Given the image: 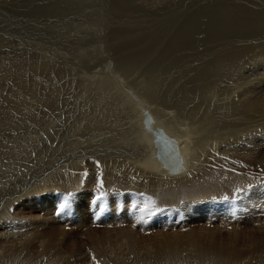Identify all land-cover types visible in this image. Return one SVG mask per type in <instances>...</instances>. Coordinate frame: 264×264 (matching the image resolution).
Wrapping results in <instances>:
<instances>
[{
	"label": "bare ground",
	"instance_id": "6f19581e",
	"mask_svg": "<svg viewBox=\"0 0 264 264\" xmlns=\"http://www.w3.org/2000/svg\"><path fill=\"white\" fill-rule=\"evenodd\" d=\"M53 1L56 3V12L60 14L63 10H68L76 22H79L76 27L80 31L74 34L73 45L76 47L70 49V45H67L69 58H64L72 59V62L61 60L51 50L48 52V49L43 54L52 60L44 55L42 61L34 62V57L30 59L32 55H19L24 52L21 50L29 49L23 41L18 45L13 42L20 39L0 36V54L4 55L0 56V71L6 73V78H10L13 88L17 90V97L21 98L15 97L16 100H13L19 105L15 111L22 115L18 124H21V119H25L26 108L33 106L36 101L41 102L37 95L43 92L50 94L46 97L49 99H52V94L55 95L57 101L54 103V113L60 112L61 116L65 114L66 117L60 120L62 126H59L60 121L50 120L42 126L41 136L44 133L48 142L46 140L40 147L43 150L40 154L33 155L36 158L32 164L27 162L6 166L11 169L14 166H33L26 168L25 172L31 173L34 178L37 171L33 169L42 167V161L51 165L43 171L40 178L36 175L37 179L27 181L25 188L0 205V264H264V73L259 79L238 68V57L250 48L238 47L231 50L229 34L231 24L233 28L245 31L244 36L253 35L258 40H264V12L251 11V8L244 6L245 3H235L240 0H227L226 4L223 3V9L229 11L228 18H225L228 31L222 38L215 40L218 42L215 49L217 46L220 49L211 50L214 40H208L210 48L205 51L207 56L204 64L207 65L206 68L214 69L210 74L212 79L220 78L219 83L215 82L214 85L213 82L214 88L221 91L225 89L226 92L222 93L226 96L235 92L240 98L237 105L236 101L229 105L232 112L237 109V113L225 118L211 113L210 108L215 102L202 98L201 91L197 92L192 88L187 90L184 85L183 97L172 95L168 82L177 78L182 82L187 79L183 78L186 62L181 63L175 59L176 56L166 53L168 56L164 60L148 65L154 60L159 46H149V43L158 41L169 33L170 26L180 14L182 17H189V22H192L191 25L188 24V32H194L195 39L200 38L199 33L195 34L198 32L200 15L208 16V10L199 11L195 16L193 12L190 13V8L193 7L195 10L208 8L201 5L199 0L194 2L196 6L188 5L183 8L179 7L182 3L178 4L175 0ZM7 2L12 7L22 6L19 0H0L1 7ZM58 6L61 8L58 9ZM89 9L91 13L87 11ZM30 11L37 12L32 8ZM24 14L26 18L29 13ZM31 16L40 18L37 15ZM36 19L33 22L36 23ZM219 24L223 22L219 21ZM156 29L161 30V33L155 39L151 31ZM136 36H144V39L150 41L136 52L125 53L128 49L126 40ZM80 44L83 47L77 46ZM91 44H96L93 51ZM9 47L11 48L3 52L4 48ZM32 50L34 49L30 48L28 53ZM139 56H143L147 62L141 61L142 57ZM244 58L242 55L240 60ZM80 62L86 63L87 67H78L82 66ZM254 63L260 62L255 60ZM189 65L194 66V62L190 61ZM169 67H172L169 71H174L170 77L165 80L160 74L155 78V72L165 73ZM258 68L264 70V64ZM179 70L182 74L177 77ZM85 76L90 77L92 85L83 86V80L79 79ZM52 77L60 78L62 84L58 86L54 81L50 84L53 88L48 87L46 91L44 86L52 80L45 83L44 79L49 81ZM153 81L158 87L153 85ZM239 81L247 85L245 92L235 91L237 87L245 85ZM78 88L82 90L76 94L75 90ZM156 88L161 90L159 94H154L155 97L159 99L162 95V98L159 99L160 103L153 104L149 101L150 91ZM63 90L68 92L67 97L63 94L61 96L60 92ZM232 99L234 98H230L231 101ZM72 101H75L74 104H71ZM225 104V98L218 102L220 106ZM43 111L45 109L40 108L35 113L40 116L44 114ZM29 117L32 120L33 113ZM252 121L262 122V133L257 141L247 136L253 127ZM10 122V119L6 120L3 126ZM65 126H68L66 132L71 133L69 137L74 142L68 144V149L64 152L60 130L56 131L55 128ZM53 131L57 135L56 139ZM19 133L17 131L15 135ZM30 135L31 132L25 134V141H30ZM20 139L17 136L12 140L25 152L26 146ZM51 142L52 146L56 143V147L53 148ZM256 142L259 144L256 145ZM55 154L57 158H54ZM5 162L0 156L2 177L7 176L9 171L8 178L14 175V180L17 179V169L21 167L6 171ZM254 169H257L258 177L254 178V174L245 172ZM252 185H260L261 187L256 188L260 192L255 191L251 195L247 206L243 202L236 204L235 199L246 198ZM93 187L100 188V197L111 194L113 188L120 192L137 191L139 197L135 202L126 198L129 195L121 199L127 203L128 210L138 208L139 213L135 214L132 222L127 218L118 221L120 224L115 230L106 231L107 233L86 232L85 241L81 235L74 236L66 230L71 225L67 221L68 225L59 221L58 230L51 223L42 225L35 218L37 210L47 202L48 198H44L46 195L57 197V193L62 191L67 194L76 191L84 194L83 190L86 189L89 192H85L84 196L92 195ZM4 188L5 184L0 190ZM226 199H232L229 201L234 204L225 214L219 211L218 206ZM234 209L238 213L236 219H233ZM28 211L30 214H27ZM167 213L171 216L170 222H174V216L179 214L183 218V226L174 230L177 224L173 223L169 230L163 219ZM46 217L51 219V214ZM80 222L79 219L78 223ZM153 223L159 229L153 227ZM222 223L234 228L224 232L221 229L224 228ZM227 224L225 228L228 229ZM161 226L164 227L160 228ZM88 250L93 254L90 257Z\"/></svg>",
	"mask_w": 264,
	"mask_h": 264
},
{
	"label": "rangeland",
	"instance_id": "374dc122",
	"mask_svg": "<svg viewBox=\"0 0 264 264\" xmlns=\"http://www.w3.org/2000/svg\"><path fill=\"white\" fill-rule=\"evenodd\" d=\"M19 1L22 2V6L12 7L8 2L6 4H3L2 7L0 5V36H3V35L6 36L7 35V38L9 37V38L18 39V40L20 39L19 40L20 42L19 41H14L13 42V43H16L18 45L21 44L22 41H23L25 46L29 47V49L21 50V51H24V52L23 53H19V55L20 56H25V57L32 55L30 57V59H33V57H34V59H33L34 62H40V61H42L44 59V55L45 54H43V53H46L45 49H48L47 50L48 52L51 50L53 55L56 54L55 56L59 57L63 61L72 62V59L71 60H67V59H64V58H69V57H67L69 55V49H68L67 45H70L69 46L70 49H75L76 46L73 45L74 38H75L74 34H78L79 31H80V28L76 27L79 22H76V19L73 18L74 16H72L73 14L70 11L68 12V10H63L64 14L63 13L59 14L58 12H56L55 11L56 3L53 0H19ZM195 1L196 0H175V2L178 3V4L182 3V5L179 6V7H182V8L183 7H187L188 5L196 6L197 4L194 5ZM216 1L217 0H204V1L199 0L198 2L201 5H206L208 8L202 7V8L197 9V10H195L194 7L190 8V13L193 12L194 16L199 11L208 10L207 11L208 16H203L202 14L200 15V24L198 26V32L195 33V34L199 33V36H200L199 39H195L194 38L195 37L193 35L194 32H190V31L188 32V27H190V25L192 24V22L190 23L189 20H188L189 17H182V15L180 14L179 17L177 19H175L173 24L170 26V32L167 33L165 36H162L161 38H159L158 41H152L151 43H149L150 39H144L145 38L144 36H136L134 38H130V39L126 40V47L128 49L125 51V53L136 52L139 48L147 45L148 43H149V46H157V45H159L157 53H155V54L153 53L154 54V60L152 62H150L148 65H151V64L155 63L158 60H164L165 57L168 56L167 54L176 56L175 59L178 60L181 63L186 62L185 66H184V68L186 69V73L184 74L183 78L187 77V79H184L183 82H182V81H180L177 78V79H174V80H170L171 82L170 81L168 82L169 83L168 84L169 85V89L171 90L172 95H174V96L177 95V96L183 97V93L182 92H184V88H186L187 90H190L192 88V89H194L197 92L201 91L200 94L202 95V98L206 97V98H209V99H211V100H213L215 102L216 105L214 104L215 106L213 105L210 108V111H211V113L213 115H215V116L219 115V117L229 118L233 114L237 113V109L233 113L232 112V108L229 105L230 104H234L235 101H236L235 105H237V103L240 100V98L235 92L229 93V94H227L228 96H226V94L222 93V91L226 92L225 89L221 91V89L217 90L216 88H214V85L216 83H219L220 78L217 77L215 79H212L210 74L212 73V71H214V69L212 70V69L206 68L207 65L204 64V59L207 56V53H205V51L210 48V44H209L208 40L209 39L214 40L213 41L214 44H213V47L211 48V50H218L217 48L220 49V47L217 46L216 49H215V46L218 43L215 40H218V39L222 38V36L228 31V28H227V26L225 24V18L226 19L228 18L229 11L223 9L225 7V4H226L227 0H225V1L224 0H221V1L218 0V2H216ZM231 1L234 2L235 0H231ZM245 1L246 0H240V1L235 2V3H237V4H239V3L240 4H244L245 3L244 6H246L248 8H251V11L252 10H257V11L262 12V13L264 12V0H247L246 2ZM220 2H222V3H220ZM15 3H12V5L15 4ZM70 3H71V1L67 2L66 6H68ZM223 3H225V4L223 5ZM31 8L33 10L37 11V12L31 13V11H30ZM39 8H41L42 10L40 9L39 12H38ZM60 8L61 7L58 6V9H60ZM86 8H88V7H86ZM87 11H89L91 13L90 9L87 10ZM247 12L249 13L250 11L247 10ZM24 13H29L28 15H26L27 16L26 18H28V20L25 18V14ZM31 15H37L40 18L36 19V18L32 17ZM41 15L45 16V18L43 19ZM33 19H36L35 20L36 23L33 22L34 21ZM39 19H41V20L38 21ZM218 20L220 21V23L222 21L223 24H219ZM189 23H190V25H188ZM66 24H68V25L71 24V25L68 26ZM229 25L231 26L230 27V32L231 33L229 32L230 39H231L230 40V49L231 50H236V48H238V47L245 48V49H249L250 48L249 50H246V52L242 54L246 58V59L244 58L246 61L244 59H241L242 60L241 61L240 58H241L242 55H240L238 57L237 61H236V65L238 66V68L240 70H242V71L245 70V72L243 71V73L250 74L252 77L255 76L254 78H259L260 79V77L264 73V70H261L258 67H260V66H262V64H264V62H263L264 56L263 55H259V54H264L263 53L264 52V40H258V38L256 36H253V35H249V37L248 36H244L245 35V31H243L241 29H238V28H235V27H234L235 28L234 29L231 24H229ZM205 26H207V27H205ZM212 26H213V28H212ZM171 28H173V29L171 30ZM210 30H211V32L209 33ZM151 32L155 36V39H156V36L157 35L159 36V32L161 33V30H157L156 29V30H154V32L153 31H151ZM171 32H173V33H171ZM175 32H177V33L175 34ZM71 33L73 35L70 36ZM207 35H208V38H207ZM240 36H242V37H240ZM174 39H176V40H174ZM193 40H195V41H193ZM219 41L222 42L223 44H225L224 41H222V40H219ZM250 42H251V44H250ZM240 43H241V46L239 45ZM77 46L83 47L81 44L77 45ZM91 46H92V51L94 49H96L95 48L96 44H91ZM169 46H171V47L167 50V48ZM10 48L11 47L4 48L3 52L7 51V49H10ZM30 48H32L34 50H32L30 53H28ZM39 48H40V50H39ZM226 48H228V47H226ZM20 49H22V48H19V50ZM253 51H255V52H253ZM0 56H4L3 53H1ZM45 56L48 57V59L52 60L49 56H47V55H45ZM127 57H129V56H127ZM127 57H125V58H127ZM139 57L140 58L142 57L140 59L141 61H146V59L143 56H139ZM139 57H137V59H139ZM255 57H256V59H255ZM125 58H123V59H125ZM255 60L257 62H260V63H256L255 64L254 63ZM190 61L194 62V66L195 67L189 65ZM238 61L241 63V65H240V63ZM252 61H253V63H252ZM261 61H262V63H261ZM80 63L82 64V66H78V67H80L81 69H85L87 67L86 63H82V62H80ZM163 63H164V61H163ZM250 64H252L251 67H250ZM130 65H132V63ZM252 66H253V68H252ZM254 66H256V68ZM171 68L172 67H169L168 71L165 72V73L164 72H158V71L155 72V78H158V76L161 74V78L166 80L168 78V76L170 77L171 73L174 72V71H169V70H171ZM242 68H244V69H242ZM253 69H255V70H253ZM258 72H259V74H258ZM181 74L182 73L179 70V74L177 73V77H180ZM27 75H28V73H27ZM208 76H210V77H208ZM82 78H84V79H82ZM209 79H211V80H209ZM79 80H83V86L92 85L93 84V81L90 79L89 76L81 77ZM213 80H215V81H213ZM44 81H45V83H46V81L47 82L51 81L50 83H46L47 85L44 86V88H46V91H47V89H49L48 87L51 86L50 84H53L54 81H56L58 83V86H60L62 84L61 83L62 81L60 80V78H55V77H52L51 79H49V81H48V79H46V80L44 79ZM213 82H214V85H213ZM263 82H264V80H263ZM152 83H153V85L157 86V84L154 81ZM239 83H244V82L239 81ZM12 84L13 83L10 80V78H6V73L0 71V89L2 90V91H0V156L6 161L5 162V167H4L6 171L7 170H10V171L11 170H15L16 167H21V166H14L11 169L10 166L12 167V165H15V164L22 165V164H26L27 162H30L32 164L33 163V159L36 158L34 156L37 153L40 154V152L43 151V150L40 149V147L43 146V144L46 142V140L48 142V137L46 139V137H45L46 135L44 133L41 136V132L43 131L44 124H46L47 121H49V120L53 121V122H56V121L64 120V118H66V117H64L65 114L62 115L63 116V119H62V116L60 115L61 114L60 112L54 113V109H55L54 103L57 101V99L54 98L55 95L52 94V99H49V98H46V97H48L50 94L47 93V92H43L40 95H37L41 102L38 103V101H36L34 103V105L31 106L32 108L31 107L26 108V111L24 113V115H26V117H25V119L23 121L21 119V124H18V122H19V120H20L22 115H20V113L18 114L15 111V110H17V107L19 105L15 104L13 102L14 99L16 100L15 97H17V93H16L17 90H15L13 88L14 85H12ZM220 84H222V82ZM177 85H179V86H177ZM184 85L186 87L183 88ZM241 87L240 86L237 87L235 91L238 92V93L245 92V90L247 88V85L245 84V85H243ZM6 88H7V90H6ZM50 88H53V87H50ZM181 88H182V91L180 92ZM248 88H250V87H248ZM77 90H79V91H77ZM81 90H82V88H78V89L75 90V93L77 92L76 94H78V93H80ZM147 90L149 91V89H147ZM160 90H161V88L151 89L149 101L152 102L153 104L160 103L159 99L162 98V95L159 97V99L157 97H155V95L159 94ZM217 91H218V93H217ZM219 93H221V94H219ZM60 94H61V96L63 94L64 97H67L66 95H68V92H65L63 90L62 93L60 92ZM222 94H223V96H222ZM216 95H217V97H216ZM12 96H14V97H12ZM219 96H221L222 98L219 97ZM224 98L226 100V104L224 106L218 105V102L220 100L224 99ZM230 98H234V99H232V101H231ZM17 99H21V98L17 97ZM74 102L75 101H72L71 104H74ZM203 102H206V101L203 100ZM207 103H209V102H207ZM175 106H177V104H175ZM40 108L45 109V112L43 111L44 114L39 116V114L35 113V110L37 109V111H38V109H40ZM63 112H65V111H63ZM32 113H33V119L31 120L29 116ZM202 113H203V109H202ZM9 119L11 121L10 124L3 126L4 122L6 120H9ZM59 123H60L59 126H62L61 121ZM252 124H253V127L250 129V132L247 134V136H248V138L250 136L251 139L257 141L258 138H259V135L261 136V133H262V130L260 128L262 122L261 121H252ZM38 125L41 126V127H39ZM65 128H67V129H65ZM55 129H56V131L60 130V135L62 136V141L61 140L60 141H61V144L64 145L63 146L64 148L62 146L61 147L63 148V150L65 149L64 150V152H65L68 149L67 146H69L70 144H72L74 142V140L69 137V134H71V133L67 134V132H66V131H68V126L62 127L61 128L62 130L61 129H57V128H55ZM17 131H19L20 133L15 135ZM29 132H31L30 141H25V134L28 135ZM36 132H37V136H36ZM70 132H72V131H70ZM65 134L67 136H65ZM60 135L58 134V136H60ZM17 136L21 138L20 140H22V142H24V144L26 146L25 147V152L19 146L17 147L16 146V142L14 140H12V139L16 138ZM54 136H55V139H56L57 135H55V132L53 133V137ZM63 140H65V141H63ZM255 144L258 145L259 143L256 142ZM50 145L52 146V142L50 143ZM29 146H31V147H29ZM15 147H17V148L15 149ZM32 147H34V148H32ZM52 147L53 148L56 147V143H54V145ZM51 149L52 148H50V150ZM30 154H32L31 157H30ZM28 157H29V159H27ZM54 158H57L56 154L54 155ZM7 165H10V166L6 167ZM41 166L42 167L37 168V170H36V168L33 169V170L37 171V174H34V178H33L31 173H26L25 172L26 168H28V167L32 168L33 167V166H28V165H24L23 167L17 169L19 171V173H18V178L15 179V180H14V175L12 177L10 176V178H8L9 171H8L7 176H5L7 178L2 177V174H0V178H1L0 179V188L4 184L6 185V188H4L3 190H0V192L2 191L0 193V205H2L6 201H8L12 197H14L23 188H25L27 186L26 185L27 181L35 179L37 177L36 175H38V177L40 178L44 174L45 169L49 168L51 165L50 164L47 165L46 163L44 164L43 161H42L41 162ZM89 168L90 167H88V169ZM245 172L246 173L249 172L252 175L254 174L253 175L254 178L258 177L257 176V169L246 170ZM21 175H22V177H21ZM24 176H25V178H24ZM27 177H28V179H27ZM25 179H27V180L25 181ZM21 181L23 182V184H22ZM96 181H98V180L96 179ZM19 185H22V186H19ZM258 187H261V186L260 185H258V186H253L252 185L249 188V191H248L249 193L246 196V198H241L240 200L235 199L234 202H236V204H238V203L240 204V203L243 202L244 203L243 205L247 206V204L249 203L248 200L251 197V195H254L255 191L256 192H260L259 190L256 189ZM115 189L113 188V191H112L111 194L110 193L108 195L105 194V197H100V192L101 191H100L99 187L98 188L97 187H95V188L93 187L92 188V193L94 195L92 194V195L84 196V194H86L85 192H87V191L89 192L88 189H86V191L83 190L84 194H78V191H76L73 194H71V193L67 194L64 191H62V192H58L57 193V197H55L53 195H50V197H49L48 195H46L44 198H46V199L48 198L49 199V200L47 199L48 203L47 202L44 203L42 208L37 210L35 218L37 220H39L42 223V225L51 223L52 225L57 227L58 230H59V226H58V222L59 221L61 223L63 222L62 223L63 225H68L67 224V222H68L71 225L67 226L66 230L68 232H71L74 236H80L81 235L82 240L85 241V235L88 232L93 231V233H95V234H98L100 232L107 233L106 231L115 230V227H117V225L120 224V222H121V220L123 218H127V220L129 222H132V218H134L136 216L135 214H137V212L139 213V209L138 208H136V209L133 208L131 210H128L129 207L127 206V203L124 202L125 200H122L123 199L122 197H126L125 195H129L126 198L129 199V200L131 199V201L133 200V202H135L137 200V196L139 197L137 191L133 190V191H127V192H120L117 189L115 191ZM3 191H4V193H3ZM262 195H264V193H262ZM256 196L257 195H255V197ZM73 199L75 200V202H74ZM90 199H91V201H90ZM229 200H232V199H226V200L221 201L222 203L220 202V204L218 206L220 212L225 213V214L229 212L231 206L234 204V202L232 203ZM80 201H82V202H80ZM124 204H125V206H124ZM51 206H54L55 208L51 207ZM64 207H65V209H64ZM0 212H1V210H0ZM142 213H145V210H142ZM27 214H30L29 211L27 212ZM49 214H51V219L46 217ZM67 215L68 216L70 215V216L67 217ZM237 215H238L237 210L234 209L233 219H236ZM59 216L61 217V219H60ZM170 218H171V216H170L169 213L165 214V216L163 217L164 221L167 222V224L169 226V230L172 227L170 225L173 224V223L177 224V226H175L174 230L176 228H181L183 226V223L181 222L183 220V218L180 217L179 214L178 215L176 214L174 216V222L173 221L170 222L171 221ZM176 218H177V220H176ZM79 219L81 220L80 223H78ZM70 220L72 221V223H71ZM1 221H2V219L0 220V222ZM118 221H120V222H118ZM175 221H177V222H175ZM82 222H84V224ZM135 223H136V220H135ZM153 224H154L153 227L159 229L157 224H155V223H153ZM225 225H223V223H222V227L224 226V228H221V229H224V232H227L228 230L234 228V227H232V225L227 224V226H226V227H228V229H227V228H225ZM228 225L230 226V228H229ZM198 226L199 225H197L196 227L198 228ZM163 227L164 226H161L160 228H163ZM199 228H200V226H199ZM246 229L247 228L245 227L244 230H246ZM180 230H182V229H180ZM158 231H161V230H158ZM0 232H1V230H0ZM87 253L90 254L89 257L93 255L91 250H88Z\"/></svg>",
	"mask_w": 264,
	"mask_h": 264
},
{
	"label": "snow or ice",
	"instance_id": "6c2138e0",
	"mask_svg": "<svg viewBox=\"0 0 264 264\" xmlns=\"http://www.w3.org/2000/svg\"><path fill=\"white\" fill-rule=\"evenodd\" d=\"M149 214H151V213H149Z\"/></svg>",
	"mask_w": 264,
	"mask_h": 264
}]
</instances>
